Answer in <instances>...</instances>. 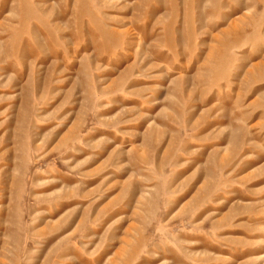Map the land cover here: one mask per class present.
<instances>
[{
  "label": "rangeland",
  "instance_id": "obj_1",
  "mask_svg": "<svg viewBox=\"0 0 264 264\" xmlns=\"http://www.w3.org/2000/svg\"><path fill=\"white\" fill-rule=\"evenodd\" d=\"M0 264H264V0H0Z\"/></svg>",
  "mask_w": 264,
  "mask_h": 264
}]
</instances>
